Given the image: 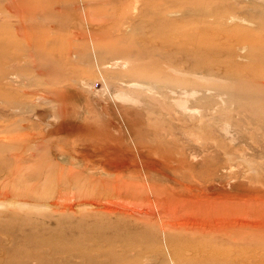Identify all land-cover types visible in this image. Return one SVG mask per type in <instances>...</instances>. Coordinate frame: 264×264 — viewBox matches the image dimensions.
I'll return each mask as SVG.
<instances>
[{"label":"rangeland","instance_id":"obj_1","mask_svg":"<svg viewBox=\"0 0 264 264\" xmlns=\"http://www.w3.org/2000/svg\"><path fill=\"white\" fill-rule=\"evenodd\" d=\"M210 246L264 264V0H0V264Z\"/></svg>","mask_w":264,"mask_h":264},{"label":"bare ground","instance_id":"obj_2","mask_svg":"<svg viewBox=\"0 0 264 264\" xmlns=\"http://www.w3.org/2000/svg\"><path fill=\"white\" fill-rule=\"evenodd\" d=\"M134 3V2H133ZM234 17V16H233ZM232 19V18H231ZM238 19H240L238 17ZM245 19V17H244ZM235 20V19H234ZM248 20V19H247ZM242 22V20H240ZM248 24V22L246 23ZM253 25V24H252ZM238 37V36H237ZM240 41V39H238ZM180 74V73H179ZM179 81V80H178ZM263 84V82H262ZM201 85V84H199ZM197 89V88H195ZM195 89H190L189 87H187L185 84H178L176 87H173L171 89V91L173 93H176V95H178L179 97L184 94L186 95L185 98H182L180 101H178V106L182 109H187L189 110V103L191 101V97H195L200 91H197L198 93H196V90ZM175 95V94H174ZM203 101V100H202ZM186 111V110H185ZM48 179V178H47ZM106 197V196H105ZM109 198V197H108ZM121 201V200H120ZM92 203V202H91ZM160 203V202H159ZM96 204V203H95ZM116 204V203H115ZM51 205V204H50ZM117 205V204H116ZM115 205V206H116ZM158 205V204H157ZM122 205H120V207H122ZM146 206V205H145ZM164 206V205H163ZM119 207V208H120ZM126 208V206H125ZM111 208H109L110 210ZM118 209V208H117ZM124 211L125 209L122 208ZM131 209V208H129ZM158 209V207H157ZM161 209V208H160ZM159 209V210H160ZM167 209V208H166ZM121 210V209H120ZM137 210V209H136ZM168 210V209H167ZM166 210V212H167ZM208 210V209H207ZM116 211V210H115ZM126 211H127V208H126ZM129 211V210H128ZM134 211V210H133ZM139 211V209H138ZM138 211H135L137 212V214L139 213ZM141 211V209H140ZM151 211V210H150ZM109 212V211H108ZM134 212V213H135ZM197 212V211H195ZM194 212V213H195ZM125 213V212H124ZM131 213V212H130ZM142 213V212H141ZM147 214V213H146ZM197 214V213H196ZM193 215L194 216H196ZM219 214V213H218ZM215 214V215H211V216H202L201 219H206L207 222H211L209 223L208 225H205L206 227H203V228H196V229H199L201 230V232L205 233V234H216L215 232H220V234L222 236H225L227 239H228V244H234V243H242L246 240V236L243 235V231L240 232V226L241 224L239 223L238 219L235 218V216L233 215H230V213L228 212H222V214ZM184 215V214H183ZM183 215L181 216L183 218ZM191 215V214H190ZM198 217V216H197ZM234 217V218H233ZM248 217V216H247ZM188 219H186V216L184 219H182L183 222L180 221V225H189V221H190V218L192 219V217H187ZM238 218V217H237ZM249 218V217H248ZM196 221V220H195ZM213 221H219V222H223V223H220V224H223V225H220V226H215V222ZM164 223V222H163ZM169 223V222H168ZM179 223V222H178ZM218 223V222H217ZM243 224V223H242ZM248 225V224H247ZM172 226V224H171ZM201 226V225H200ZM183 228V227H182ZM251 229V228H250ZM214 230V231H212ZM189 232V231H188ZM197 232V231H196ZM195 232V233H196ZM199 232V231H198ZM193 233V232H192ZM200 234V233H199ZM202 235V233H201ZM203 236V235H202ZM209 238V237H208ZM206 241V240H205ZM209 247V246H208ZM211 247V246H210ZM213 247V248H212ZM210 249L208 248H203L205 253H206V256L208 258V260H211V261H214L216 262V264H246L247 262L242 260V261H239V262H236L234 260H232L230 257L231 254H227V256L225 257L222 252H220L219 248L218 247H214L212 246ZM246 262V263H245Z\"/></svg>","mask_w":264,"mask_h":264}]
</instances>
